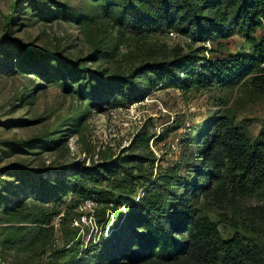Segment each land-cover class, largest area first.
Here are the masks:
<instances>
[{
	"label": "rangeland",
	"instance_id": "374dc122",
	"mask_svg": "<svg viewBox=\"0 0 264 264\" xmlns=\"http://www.w3.org/2000/svg\"><path fill=\"white\" fill-rule=\"evenodd\" d=\"M161 3L0 0V264H198L189 253L166 260L149 243V189L164 194L160 220L176 239L187 236L190 209L224 238L264 246L263 191L233 190L223 152L221 174L207 175L205 159L228 128L264 143V90L250 78L202 89L151 81L152 65L183 54L248 53L264 27L195 40L159 19ZM112 169L121 176L107 179Z\"/></svg>",
	"mask_w": 264,
	"mask_h": 264
},
{
	"label": "trees",
	"instance_id": "16d2710c",
	"mask_svg": "<svg viewBox=\"0 0 264 264\" xmlns=\"http://www.w3.org/2000/svg\"><path fill=\"white\" fill-rule=\"evenodd\" d=\"M211 4H215L216 10L204 17L202 11ZM161 6L159 19L167 27L180 29L195 40L229 38L238 27L249 33L264 27V0H162ZM249 40L252 45L248 53L234 54L226 61L203 59L190 52L173 61L156 63L151 67L155 74L151 80L152 86L163 84L165 87L183 89H202L214 85L232 87L250 78L254 85L264 90V36H250ZM200 61H203L201 65ZM127 84L132 90L126 98L129 102H135L137 91L131 81H127ZM141 141V144L147 145L148 138L143 137ZM210 145L205 159L214 167L207 175L222 173L225 163L222 157L217 160L215 155L221 151L232 166L229 176L233 190L236 189L237 193L262 190L264 193V143L252 142L245 131L228 128ZM130 175L132 171H127L122 177V186H127ZM120 176V170L112 169L106 178ZM163 180L165 187H169L172 179L164 175ZM76 182L82 183L80 179ZM195 185H192L193 188ZM153 191L149 189L145 195L147 203L142 209V225L148 230L149 243L157 246L156 253L162 258L173 260L189 253L198 264H264L263 245L242 234L226 239L208 216L197 215L190 209H186L184 214L189 219L187 236L182 240L176 239L160 220L164 194ZM124 200L120 198L115 202L121 204ZM186 220L172 223L171 228L185 226L188 223ZM125 256L128 257L129 253ZM105 260L114 261L115 257L110 253Z\"/></svg>",
	"mask_w": 264,
	"mask_h": 264
}]
</instances>
